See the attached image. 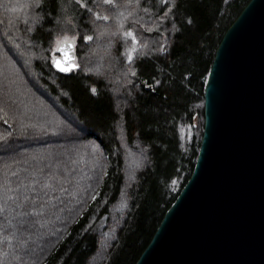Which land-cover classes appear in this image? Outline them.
<instances>
[{
  "label": "trees",
  "instance_id": "16d2710c",
  "mask_svg": "<svg viewBox=\"0 0 264 264\" xmlns=\"http://www.w3.org/2000/svg\"><path fill=\"white\" fill-rule=\"evenodd\" d=\"M249 1L0 0V264L137 262L193 173Z\"/></svg>",
  "mask_w": 264,
  "mask_h": 264
},
{
  "label": "water",
  "instance_id": "95a60500",
  "mask_svg": "<svg viewBox=\"0 0 264 264\" xmlns=\"http://www.w3.org/2000/svg\"><path fill=\"white\" fill-rule=\"evenodd\" d=\"M57 52L59 71L79 67L75 39ZM204 112L193 173L135 264H264V0L225 32Z\"/></svg>",
  "mask_w": 264,
  "mask_h": 264
},
{
  "label": "snow or ice",
  "instance_id": "6c2138e0",
  "mask_svg": "<svg viewBox=\"0 0 264 264\" xmlns=\"http://www.w3.org/2000/svg\"><path fill=\"white\" fill-rule=\"evenodd\" d=\"M35 2H36V3H39L40 0H35ZM106 2L111 3L112 0H106ZM105 19H107V17H105ZM125 35L132 36V39L135 40V36H134V34H132V33H130V32L125 33ZM87 39H91V37H87ZM57 67H60V64H59V63L57 64ZM61 70H62V71H67L68 69H67V68H61Z\"/></svg>",
  "mask_w": 264,
  "mask_h": 264
},
{
  "label": "rangeland",
  "instance_id": "374dc122",
  "mask_svg": "<svg viewBox=\"0 0 264 264\" xmlns=\"http://www.w3.org/2000/svg\"><path fill=\"white\" fill-rule=\"evenodd\" d=\"M68 39V38H67ZM64 40V39H63ZM62 41V40H61Z\"/></svg>",
  "mask_w": 264,
  "mask_h": 264
}]
</instances>
